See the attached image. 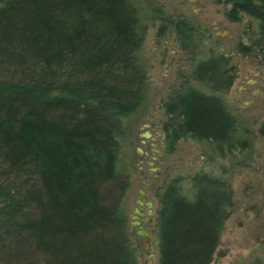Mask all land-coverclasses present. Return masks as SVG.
Returning a JSON list of instances; mask_svg holds the SVG:
<instances>
[{"label": "trees", "instance_id": "trees-1", "mask_svg": "<svg viewBox=\"0 0 264 264\" xmlns=\"http://www.w3.org/2000/svg\"><path fill=\"white\" fill-rule=\"evenodd\" d=\"M213 1L255 22L242 51L264 50V0ZM144 29L132 0L0 1V264H136L120 137L145 94ZM233 71L212 49L193 62L199 87L184 80L164 103L168 151L186 137L219 156L249 146L223 98ZM187 183L158 195L159 264H209L228 216L226 177Z\"/></svg>", "mask_w": 264, "mask_h": 264}, {"label": "rangeland", "instance_id": "rangeland-1", "mask_svg": "<svg viewBox=\"0 0 264 264\" xmlns=\"http://www.w3.org/2000/svg\"><path fill=\"white\" fill-rule=\"evenodd\" d=\"M132 1L145 28L140 56L147 85L141 105L125 119L120 143L130 175L124 208L136 264H159L156 211L165 182L182 175L187 186V176L195 171L226 177L232 190L209 264H264V142L258 131L264 122V50L257 45L246 53L240 49L251 44L255 22L247 17L229 21L224 15L228 5L213 0ZM211 49L233 65L223 98L240 129L247 130L249 146L219 156L206 141L186 137L168 151L163 125L170 119L164 103L184 80L199 87L190 78L192 64Z\"/></svg>", "mask_w": 264, "mask_h": 264}, {"label": "water", "instance_id": "water-1", "mask_svg": "<svg viewBox=\"0 0 264 264\" xmlns=\"http://www.w3.org/2000/svg\"><path fill=\"white\" fill-rule=\"evenodd\" d=\"M138 204H139V207H140V209H141V207H142V202H141V201H138ZM147 206L150 208L151 203H147ZM136 213H137V215L142 216V213L139 211V209L136 210ZM139 216H136L135 218H137V219L140 220ZM136 224H139V221H137ZM139 228H140V226H139ZM138 234H139L140 236H143V237H149V236H147V234H146L145 232H143V230H139V231H138Z\"/></svg>", "mask_w": 264, "mask_h": 264}, {"label": "flooded vegetation", "instance_id": "flooded-vegetation-1", "mask_svg": "<svg viewBox=\"0 0 264 264\" xmlns=\"http://www.w3.org/2000/svg\"><path fill=\"white\" fill-rule=\"evenodd\" d=\"M140 218V217H139ZM141 219V218H140Z\"/></svg>", "mask_w": 264, "mask_h": 264}]
</instances>
